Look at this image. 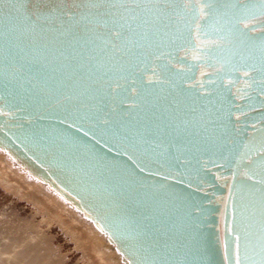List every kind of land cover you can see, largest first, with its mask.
<instances>
[{"label": "water", "instance_id": "1", "mask_svg": "<svg viewBox=\"0 0 264 264\" xmlns=\"http://www.w3.org/2000/svg\"><path fill=\"white\" fill-rule=\"evenodd\" d=\"M259 5L0 0V152L123 264H262Z\"/></svg>", "mask_w": 264, "mask_h": 264}, {"label": "rangeland", "instance_id": "2", "mask_svg": "<svg viewBox=\"0 0 264 264\" xmlns=\"http://www.w3.org/2000/svg\"><path fill=\"white\" fill-rule=\"evenodd\" d=\"M0 264L102 263L83 229L0 169Z\"/></svg>", "mask_w": 264, "mask_h": 264}, {"label": "bare ground", "instance_id": "3", "mask_svg": "<svg viewBox=\"0 0 264 264\" xmlns=\"http://www.w3.org/2000/svg\"><path fill=\"white\" fill-rule=\"evenodd\" d=\"M0 169L4 170L17 184L22 185L25 190L32 192L54 210L66 216L72 226L83 229L86 239L90 244L91 252L100 259L102 264H123L121 256L108 242L107 238L97 230L93 223L66 203L57 193L49 190L46 185L30 178L27 173L18 168L2 152H0Z\"/></svg>", "mask_w": 264, "mask_h": 264}, {"label": "snow or ice", "instance_id": "4", "mask_svg": "<svg viewBox=\"0 0 264 264\" xmlns=\"http://www.w3.org/2000/svg\"><path fill=\"white\" fill-rule=\"evenodd\" d=\"M242 0H220L221 6L225 7H231V8H236L238 3H241ZM207 7L211 8L212 4H208ZM259 8L262 12H264V0H260V5ZM215 11V9H214ZM239 13H244V14H252L255 15V11L253 8H250L248 4L244 3L242 7L239 8L238 14ZM206 34V33H205ZM256 183H260L261 181H255ZM236 264H240V259L239 256L236 258ZM264 264V262H262Z\"/></svg>", "mask_w": 264, "mask_h": 264}]
</instances>
